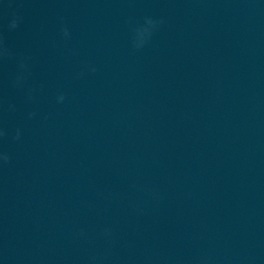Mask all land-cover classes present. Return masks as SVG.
<instances>
[{
    "label": "water",
    "instance_id": "obj_1",
    "mask_svg": "<svg viewBox=\"0 0 264 264\" xmlns=\"http://www.w3.org/2000/svg\"><path fill=\"white\" fill-rule=\"evenodd\" d=\"M65 28L31 264H264V0H69Z\"/></svg>",
    "mask_w": 264,
    "mask_h": 264
},
{
    "label": "clouds",
    "instance_id": "obj_2",
    "mask_svg": "<svg viewBox=\"0 0 264 264\" xmlns=\"http://www.w3.org/2000/svg\"><path fill=\"white\" fill-rule=\"evenodd\" d=\"M146 23H147L149 26H152L154 22H153L152 20L149 19V20L146 21ZM9 27H10V28H13V29L17 27V20H16L15 18L10 22ZM62 31H63V36H64L65 38H68V37L70 36V33L68 32V30H67L66 28L63 29ZM143 34H144V35L147 34V29L143 30ZM21 67L23 68L24 66L21 65ZM89 71H91V72H95L96 69H95V67H90V68H89ZM64 99H65V97H64L63 94H59V95H57V96L55 97V101H56L57 104L63 103V102H64ZM29 115L31 116V114H29ZM2 135H3V132H0V136H2ZM19 136H20V132L17 131V133H16V138L18 139ZM7 160H8V156H7L5 153L0 152V162H6Z\"/></svg>",
    "mask_w": 264,
    "mask_h": 264
}]
</instances>
